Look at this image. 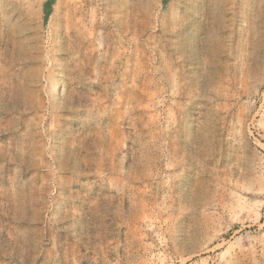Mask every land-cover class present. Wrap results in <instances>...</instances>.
<instances>
[{"label":"rangeland","instance_id":"1","mask_svg":"<svg viewBox=\"0 0 264 264\" xmlns=\"http://www.w3.org/2000/svg\"><path fill=\"white\" fill-rule=\"evenodd\" d=\"M0 264H264V0H0Z\"/></svg>","mask_w":264,"mask_h":264},{"label":"trees","instance_id":"2","mask_svg":"<svg viewBox=\"0 0 264 264\" xmlns=\"http://www.w3.org/2000/svg\"><path fill=\"white\" fill-rule=\"evenodd\" d=\"M55 0H50L49 4L44 7L45 13H46V19L51 15L52 12V6L54 5Z\"/></svg>","mask_w":264,"mask_h":264},{"label":"crops","instance_id":"3","mask_svg":"<svg viewBox=\"0 0 264 264\" xmlns=\"http://www.w3.org/2000/svg\"><path fill=\"white\" fill-rule=\"evenodd\" d=\"M50 0H44V7L47 6L49 4ZM53 7V6H52Z\"/></svg>","mask_w":264,"mask_h":264}]
</instances>
